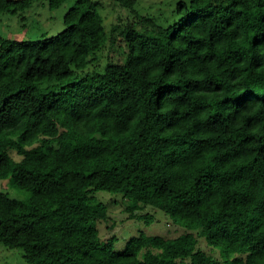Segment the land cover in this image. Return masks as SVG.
<instances>
[{
	"label": "trees",
	"instance_id": "trees-1",
	"mask_svg": "<svg viewBox=\"0 0 264 264\" xmlns=\"http://www.w3.org/2000/svg\"><path fill=\"white\" fill-rule=\"evenodd\" d=\"M113 1L131 15L109 31L77 0L57 35L0 36V179L29 193L0 192V243L32 264H264V0L179 1L169 26ZM99 192L185 232L118 251Z\"/></svg>",
	"mask_w": 264,
	"mask_h": 264
},
{
	"label": "rangeland",
	"instance_id": "rangeland-1",
	"mask_svg": "<svg viewBox=\"0 0 264 264\" xmlns=\"http://www.w3.org/2000/svg\"><path fill=\"white\" fill-rule=\"evenodd\" d=\"M77 0H66L59 7H51L49 0H34L32 6L24 11L17 13L0 14V36L9 39L20 40H40L44 37L57 35L66 28L64 16L67 11L76 3ZM100 12L105 18L104 25L109 31L115 17L122 15L130 17L131 13L127 9L121 8L113 0H99ZM179 1L190 2L191 0H137L136 9L142 15H149L156 19L162 26L172 25L178 18L177 4ZM105 58L108 49L102 51ZM93 69L85 70L84 73ZM15 157L16 155L13 154ZM0 192H7L11 197L17 199H27L29 193L20 189L18 184L11 179H0ZM98 199L108 207V218L98 221V228L104 240L116 236L117 239L113 247L118 251H123L128 241L139 235L141 232L146 234H156L162 236H178L185 232V229L175 224L169 215L161 210L145 208L138 211V214L149 213L155 220L149 224L143 219H131L126 208L131 204L129 199L122 195L99 192ZM166 214V215H165ZM199 249L209 254L219 255L207 245L205 239H200ZM0 264H32L29 263L22 250L9 249L0 243Z\"/></svg>",
	"mask_w": 264,
	"mask_h": 264
}]
</instances>
